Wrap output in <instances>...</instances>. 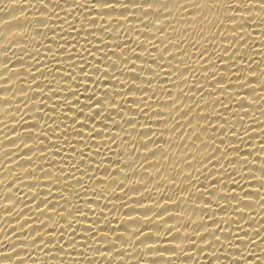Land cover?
<instances>
[{
    "label": "bare ground",
    "instance_id": "1",
    "mask_svg": "<svg viewBox=\"0 0 264 264\" xmlns=\"http://www.w3.org/2000/svg\"><path fill=\"white\" fill-rule=\"evenodd\" d=\"M105 2L0 0V264H264V0Z\"/></svg>",
    "mask_w": 264,
    "mask_h": 264
},
{
    "label": "snow or ice",
    "instance_id": "2",
    "mask_svg": "<svg viewBox=\"0 0 264 264\" xmlns=\"http://www.w3.org/2000/svg\"><path fill=\"white\" fill-rule=\"evenodd\" d=\"M100 2H101V0H96V3H100ZM114 3H115V2H111V3H109V2H105V0H103V6H105V7L112 6ZM149 6L151 7V5H149ZM261 6L264 7V5H261ZM86 51H87V49H86ZM84 71H85V69H84V68H81V72H84ZM97 71H99V69H97ZM104 74L107 75V70H106V69H105ZM70 75H74V73H71ZM85 91H87V88H85ZM72 95H74V96H78L79 94L76 93V92H73ZM105 96H107V93H105ZM66 99H67V98H66ZM87 99H88V100H92V99H93V96H88ZM76 102L79 103V100L77 99ZM96 104H97V105L101 104V101H100V100H96ZM86 106H87V105H86ZM69 110H71V109L69 108ZM81 114H83V113H82V110H81ZM99 115H101V112H100V111L95 112V114H94V116L92 117V119L94 120L95 116H99ZM105 119H107V117H105ZM72 123L75 124L76 121L73 120ZM81 127H84V125L82 124ZM105 127H106V125H105ZM90 131L96 132V130H95L94 128L91 129ZM77 135H82V133L77 132ZM96 135L98 136V135H100V133H99V132H96ZM65 136H67V133H65ZM112 139H113V138H112ZM113 140H114V139H113ZM73 151H75V148H73ZM80 154H81V156H83V152H81ZM97 155H99V152H97ZM76 170L79 171L78 168H76ZM73 178H75V177H73ZM77 183H80V181L77 180ZM69 227H71L70 224H69ZM89 232H90V229H89ZM257 233H258V232H257ZM49 234H50V233H49ZM63 235H64V233H63V231H61V233H60V240H61V238H63ZM245 236H247V235H245ZM41 237H43V236H41ZM201 237H203V236H201ZM93 238H94V236H93ZM214 238H215L216 240L219 239L218 237H214ZM226 239H227V237H226ZM235 239H236L237 241H240L241 238L237 235V236L235 237ZM42 240H43V239H41V241H42ZM189 240L192 241L193 244L195 243V240H191V239H189ZM48 241H49L48 244H52V243H53L52 240H48ZM36 243L39 244L40 241H36ZM69 243L72 244V245L75 244V233H73L72 239L69 240ZM249 243H254V241H249ZM58 250H63V245H61L60 248H59Z\"/></svg>",
    "mask_w": 264,
    "mask_h": 264
}]
</instances>
